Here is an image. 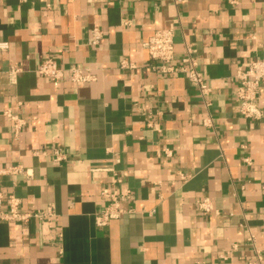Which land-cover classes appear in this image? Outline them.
<instances>
[{"label":"crops","instance_id":"obj_1","mask_svg":"<svg viewBox=\"0 0 264 264\" xmlns=\"http://www.w3.org/2000/svg\"><path fill=\"white\" fill-rule=\"evenodd\" d=\"M169 26L173 64L191 47L207 97L143 47ZM0 41V169H24L0 189L57 213L1 221L0 264H264V84L260 119L234 97L239 69L264 56V0H0ZM47 57L96 79L65 73L56 89L38 72ZM7 110L25 121L17 134ZM104 189L126 212L101 227Z\"/></svg>","mask_w":264,"mask_h":264},{"label":"built area","instance_id":"obj_2","mask_svg":"<svg viewBox=\"0 0 264 264\" xmlns=\"http://www.w3.org/2000/svg\"><path fill=\"white\" fill-rule=\"evenodd\" d=\"M92 43L98 44L103 38V33L99 28L92 30ZM9 47L6 41H0V51ZM143 47L146 49L149 58L152 61H157L155 69L168 75L176 72H183L189 81L200 91L201 95L207 97L211 89L207 83L206 78L198 69L197 57L193 54L191 47H187L181 56L182 65L177 67L173 64L175 60V40L174 28L165 27L157 30L150 38L143 42ZM186 64L189 66L187 67ZM122 68H134L135 64L128 59L121 61ZM38 72L43 77L51 81L57 89L63 80L65 73L69 81L75 85H82L96 79V75L90 68L82 65H74L68 69H63L59 66L57 61L52 57H47L39 66ZM238 87L234 92L235 100L239 104V111L241 115L248 119H260L263 116V111L258 105V98L261 86L264 84V56L251 60L246 68H240L237 73ZM207 106L210 103L207 101ZM4 115L11 121L12 128L17 134L25 124L24 119L11 110L4 112ZM211 118L208 116L204 119V123L208 125ZM64 158L63 154L56 151V160ZM250 162L249 159H245ZM23 166L16 165L7 169H0V173H22ZM180 178L186 181L188 176L180 173ZM102 195L109 199L106 207L100 209L95 213V222L98 226H106L112 219L119 218L126 211L121 206L122 196L116 191L104 189ZM199 209L202 213H210L214 210L213 203L209 198L198 201ZM57 213L54 205H50L46 209H40L35 212H24L21 210V199L14 194L6 195L0 189V222L1 221H18L28 222L35 218L40 221L52 220L56 218ZM196 264H207L204 260H198Z\"/></svg>","mask_w":264,"mask_h":264}]
</instances>
